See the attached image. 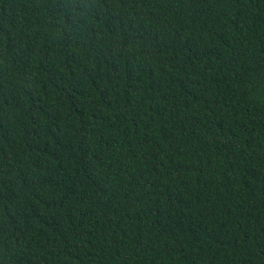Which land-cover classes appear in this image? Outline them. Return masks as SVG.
Segmentation results:
<instances>
[{
	"label": "trees",
	"instance_id": "trees-1",
	"mask_svg": "<svg viewBox=\"0 0 264 264\" xmlns=\"http://www.w3.org/2000/svg\"><path fill=\"white\" fill-rule=\"evenodd\" d=\"M0 264H264V0H0Z\"/></svg>",
	"mask_w": 264,
	"mask_h": 264
}]
</instances>
